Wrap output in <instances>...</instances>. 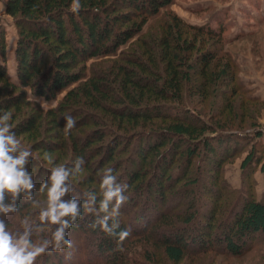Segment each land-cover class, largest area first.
<instances>
[{
  "label": "trees",
  "instance_id": "trees-1",
  "mask_svg": "<svg viewBox=\"0 0 264 264\" xmlns=\"http://www.w3.org/2000/svg\"><path fill=\"white\" fill-rule=\"evenodd\" d=\"M171 2L79 0V11L74 13L70 10L73 0H5L4 13L12 19L17 35V82L12 81L6 69L2 27L0 80L21 90L0 100V114L11 109L12 120L18 119L14 130L17 135H29L33 151H47L57 163L84 157L85 172L72 181L77 193L71 195L96 190L99 171L113 167L118 181L129 185L125 195L130 192V198H138L145 208L154 197L163 203L168 198L163 180L176 184L181 172L170 170V156H178L189 167L196 155H211L220 140L219 131L233 129L221 114L213 121L200 119L193 106L194 102L206 100L223 75L235 72L231 57L224 54L218 58L214 44L206 42L224 40V28L190 23L169 9ZM26 87L34 98L44 100H53L65 90L58 104L44 112L43 118L48 121L43 123L41 114L35 117L22 112V106L27 104L23 90ZM167 106L182 109L172 112L166 110ZM18 114L21 115L17 117ZM66 115L76 121L67 135ZM45 135L56 141L48 142ZM251 136L256 139L261 132ZM134 141L138 144V160L132 150L127 167L123 154ZM254 152L252 143L242 168L253 161ZM37 162L46 177L42 158ZM136 163L139 168L134 167ZM32 167L28 165L29 171ZM192 175H187V185L192 187L187 195L192 196L184 210L161 212L154 219L140 217L139 221L144 222L133 224L138 218L132 215L124 222L127 212L121 209V227H130L131 234L119 246L99 229L89 228L91 217L85 215L78 221V228L70 229L90 233L93 241L88 246L94 244V250L81 245L77 251L84 249L80 258L85 255L81 258L85 264H126L138 247L130 238L137 235L144 249L149 244L174 263L212 249L238 257L257 244L260 240L256 234H264V202L237 196L235 207L240 204L239 209L220 220L218 215L224 209H217L211 202L206 212L201 211V204L195 207L201 195L192 192L193 185L199 183V178ZM35 176L39 186L44 177L39 170ZM33 198L42 199L35 190ZM31 211L22 205L21 213L6 218L9 226L17 227L16 218ZM215 225L218 230L212 233ZM56 254L45 255L37 264H65ZM142 255L151 258L146 250ZM79 260L73 264H80Z\"/></svg>",
  "mask_w": 264,
  "mask_h": 264
},
{
  "label": "rangeland",
  "instance_id": "rangeland-1",
  "mask_svg": "<svg viewBox=\"0 0 264 264\" xmlns=\"http://www.w3.org/2000/svg\"><path fill=\"white\" fill-rule=\"evenodd\" d=\"M169 9L190 23L204 24L213 28L223 26L224 40L206 39V42L214 44L218 58L224 57V54L231 57L235 72L223 75L210 90L206 100L200 103L194 102L193 106L199 113L200 119L213 121L217 115L221 114L222 119L224 118L226 122L230 123L228 127L233 129L219 131L220 140L214 144L215 148L211 155H208L207 158L196 155L189 167H185L183 160L178 159V156H170V159L172 158L170 161L172 163L169 165L170 170L175 173L181 172L176 184L170 185L163 180L165 192H168L165 202L160 203L156 200L157 197H154L145 208L138 198L131 199L129 192L128 202L122 207V211L127 212L128 218H122V220L128 222L133 215L138 218V220L132 221L133 224H140L143 221H139L140 217L144 220L150 217L154 219L161 212L175 213L184 210L192 196L191 194L187 195V192L192 188L187 185L188 174L199 178V183L193 185L192 191L199 192L201 195L200 201L195 204V207L201 204V211L205 210L206 212L207 209H210L208 203L211 202L217 209H224L223 214L218 215L220 220H223L224 216H229L230 211L236 212L239 209L240 204L235 207L237 196L244 197L242 200L252 197L264 202V169H260L264 164V0H172ZM4 10L5 0H0V27L4 32L5 64L8 76L16 83L15 46L17 35L12 19L4 13ZM20 90V87L12 88L0 80V100L6 99V96L17 95ZM23 90L26 91L27 104L21 105L22 112L24 110L26 114L35 117L38 113L42 115L41 118L44 117L43 114L46 110L58 104L65 92V90L58 92L53 100H44L41 97L34 98L28 87ZM199 98L201 99V97ZM178 109L167 106L166 110L174 112ZM7 112L12 113L11 109ZM21 114H18L17 117ZM43 119V123L48 121L46 117ZM17 120L16 118L11 120L13 127L16 126ZM238 128L245 130L243 132L235 130ZM258 130L261 132V136L253 139L251 134ZM242 134H247V137L245 138ZM18 137L26 147H30L32 150L31 146L34 144H32L29 135H18ZM45 140L50 143L56 141L55 138L51 139L50 135H47ZM252 143L255 148V157L248 167L242 168V160L251 151ZM40 144L45 146V141L41 140ZM137 145V142L134 141L128 148V153L123 154L127 167L130 164L128 157L132 154V150L135 154L134 158L137 159ZM32 152L36 159L30 163L33 165L30 172L35 176L39 170L46 178L44 171H41L37 165V159L40 160L43 153L39 149L32 150ZM146 160L150 163V158ZM134 165L135 168L140 167L137 163ZM181 166L182 169L179 168ZM80 188L84 189L85 187ZM140 199L142 198L140 197ZM225 208L228 209L225 210ZM19 219L17 217L14 223ZM216 230H218L217 225L212 233L217 232ZM68 236L74 243V248L71 250L72 256L65 259L64 255L59 253L61 262L73 264L77 259H80V264H85L81 259L85 255L80 258L84 249L80 252L77 251L84 244H87L86 250H94V244L88 246L93 242L90 233L69 230ZM140 238L141 236L138 235L131 236L130 240L135 242L138 247L131 253L126 264H264V234L261 233L256 234V238L260 241L238 257H233L218 249H212L200 251L196 255H187L177 263L166 259L161 250H157L149 244L144 249V245H139ZM145 250L151 258H145L142 255ZM53 260L52 258L51 261Z\"/></svg>",
  "mask_w": 264,
  "mask_h": 264
},
{
  "label": "clouds",
  "instance_id": "clouds-1",
  "mask_svg": "<svg viewBox=\"0 0 264 264\" xmlns=\"http://www.w3.org/2000/svg\"><path fill=\"white\" fill-rule=\"evenodd\" d=\"M79 8V0H73L70 10L76 13ZM64 119L67 135L76 121L71 115ZM11 120V113L0 114V264H37L40 258L53 253L71 258L74 243L68 231L78 228V221L85 215L91 217L89 228L99 229L119 246L131 234L130 227H121V209L128 202L125 193L129 185L118 181L113 167H104L98 173L96 190L71 195L72 181L85 172L84 157L57 163L45 151L42 160L48 174L37 186L28 169L36 157L18 137ZM34 190L42 199L33 198ZM22 205L32 211L21 215L18 226L12 228L6 218L21 213Z\"/></svg>",
  "mask_w": 264,
  "mask_h": 264
}]
</instances>
